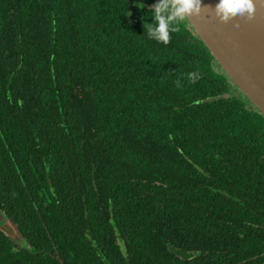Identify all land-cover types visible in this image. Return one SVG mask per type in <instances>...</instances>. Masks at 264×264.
Wrapping results in <instances>:
<instances>
[{"label":"trees","instance_id":"obj_1","mask_svg":"<svg viewBox=\"0 0 264 264\" xmlns=\"http://www.w3.org/2000/svg\"><path fill=\"white\" fill-rule=\"evenodd\" d=\"M153 2L0 0V264H264V115Z\"/></svg>","mask_w":264,"mask_h":264},{"label":"water","instance_id":"obj_2","mask_svg":"<svg viewBox=\"0 0 264 264\" xmlns=\"http://www.w3.org/2000/svg\"><path fill=\"white\" fill-rule=\"evenodd\" d=\"M216 2L202 0V6L207 7L187 22L213 55L219 69L235 85V95L246 97L264 115V0H253L255 15L252 19L233 17L227 22L215 16L212 7ZM224 96L227 94L206 97L203 101ZM3 221L0 211V223ZM58 259L65 264L60 257Z\"/></svg>","mask_w":264,"mask_h":264},{"label":"clouds","instance_id":"obj_3","mask_svg":"<svg viewBox=\"0 0 264 264\" xmlns=\"http://www.w3.org/2000/svg\"><path fill=\"white\" fill-rule=\"evenodd\" d=\"M134 2L138 8L143 7V0ZM204 7L207 6H202V0H154L146 11V16L152 18L147 36L164 45L169 44L171 34L177 31V25L190 17L198 16ZM212 10L224 22L233 17L252 19L255 15L253 0H217ZM234 27H238V24H234Z\"/></svg>","mask_w":264,"mask_h":264},{"label":"rangeland","instance_id":"obj_4","mask_svg":"<svg viewBox=\"0 0 264 264\" xmlns=\"http://www.w3.org/2000/svg\"><path fill=\"white\" fill-rule=\"evenodd\" d=\"M2 214H3V212H2ZM3 216H4V221L2 223H0V225L5 224V223H7L9 221L4 214H3ZM13 228L14 229H13V232H12L13 233L12 238L16 241L17 244H21L23 242L22 238H21V236L18 235L17 229L15 227H13Z\"/></svg>","mask_w":264,"mask_h":264}]
</instances>
